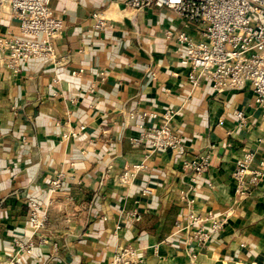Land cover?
I'll return each instance as SVG.
<instances>
[{
  "label": "crops",
  "instance_id": "obj_1",
  "mask_svg": "<svg viewBox=\"0 0 264 264\" xmlns=\"http://www.w3.org/2000/svg\"><path fill=\"white\" fill-rule=\"evenodd\" d=\"M109 1L51 0L64 20L53 59H29L13 73L0 51V260L31 238L21 264H109L126 244L139 264H264V174L243 199L231 178L245 151L264 161V122L250 86L217 92L205 78L192 85L180 61L184 47L164 34H194L191 25L165 7L114 1L106 9ZM94 12L105 16L104 27H95ZM4 34L19 35L5 8ZM166 109L179 148L131 142ZM202 151L211 154L209 169L192 180L182 161ZM134 164L140 168L123 180ZM58 171L64 180L50 195ZM30 200L39 214L47 208L37 233ZM191 211L226 214L225 223L198 245L186 237L199 226L189 222Z\"/></svg>",
  "mask_w": 264,
  "mask_h": 264
},
{
  "label": "built area",
  "instance_id": "obj_2",
  "mask_svg": "<svg viewBox=\"0 0 264 264\" xmlns=\"http://www.w3.org/2000/svg\"><path fill=\"white\" fill-rule=\"evenodd\" d=\"M114 1L135 10L165 7L183 18L191 25L194 34L171 28L165 29L164 34L168 41L184 47L179 55L181 63L188 67V81L197 85L205 78L217 92L248 84L264 122V0H110L106 9H110ZM4 8L19 27V35H0L1 60L7 68L17 73L22 62L29 59L55 58L53 40L60 34L64 20L52 9L51 0H0V9ZM93 16L95 27H104L105 16L98 12H94ZM143 115L158 117L156 112ZM172 115L173 110L166 109L157 124L143 128L131 142L143 144L149 151L179 148L182 138L172 126ZM234 115L240 125L245 124L242 110L235 111ZM210 158L209 151L198 152L192 158L184 159L182 167L190 170L191 179L195 180L209 169ZM254 160L255 154L245 151L231 171L235 183L234 195L239 199L249 196L263 177L264 161L254 163ZM132 168H124L123 180H127L140 165L134 164ZM63 180V171H58L49 180L50 195L58 192ZM143 192L150 193L151 188L144 187ZM38 208L39 205L30 200L28 220L33 233L43 229L48 219L47 208L41 214ZM225 216L208 213L203 218L191 211L189 222L199 223V226L187 233V240L203 245L211 232L223 226ZM205 219H210L207 227L201 225ZM175 229L181 230L182 227L176 223ZM33 245L31 238L25 242L18 241L14 254L4 255L0 264H21L22 254L30 253ZM139 261L133 247L126 244L115 251L109 264H139Z\"/></svg>",
  "mask_w": 264,
  "mask_h": 264
}]
</instances>
